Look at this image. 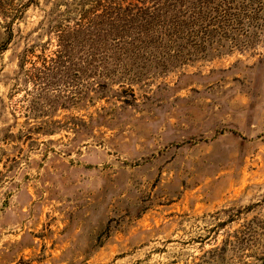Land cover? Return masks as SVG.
Masks as SVG:
<instances>
[{
	"label": "rangeland",
	"instance_id": "rangeland-1",
	"mask_svg": "<svg viewBox=\"0 0 264 264\" xmlns=\"http://www.w3.org/2000/svg\"><path fill=\"white\" fill-rule=\"evenodd\" d=\"M0 264H264V0H0Z\"/></svg>",
	"mask_w": 264,
	"mask_h": 264
}]
</instances>
